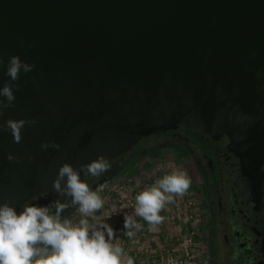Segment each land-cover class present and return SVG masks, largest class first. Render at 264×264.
<instances>
[{
  "label": "water",
  "instance_id": "95a60500",
  "mask_svg": "<svg viewBox=\"0 0 264 264\" xmlns=\"http://www.w3.org/2000/svg\"><path fill=\"white\" fill-rule=\"evenodd\" d=\"M13 55L35 67L0 125L38 122L18 144L0 129V206L65 199L53 189L64 163L83 181L81 165L184 127L229 138L264 210V0H0V88Z\"/></svg>",
  "mask_w": 264,
  "mask_h": 264
},
{
  "label": "clouds",
  "instance_id": "9594fccd",
  "mask_svg": "<svg viewBox=\"0 0 264 264\" xmlns=\"http://www.w3.org/2000/svg\"><path fill=\"white\" fill-rule=\"evenodd\" d=\"M252 55L254 57L255 52ZM2 65L3 60L0 59V66ZM34 67V64L22 61L17 55L9 58L6 74L10 80L0 88V97L6 98L0 99V116L5 109L14 106L16 96L13 89L18 91L20 88L14 82L19 80L21 70L28 73ZM37 122L36 119H8L6 124L0 125V129L10 131L14 142L18 144L22 140V129ZM242 139V136L236 137L237 142ZM41 147L60 149L61 146L54 142H44ZM248 147L250 145H245L241 151ZM7 159L15 161L17 157L9 153ZM109 168L108 159L100 156L86 165H81L80 170L99 176ZM261 170L264 171V168ZM191 183L185 171L175 170L137 194L134 216L124 217V234L132 239L136 231L143 228L136 217L148 224L149 231H156L164 220L160 213L165 206L175 196L185 195ZM53 189L60 196L70 198L71 205L77 206L84 218L77 225H73L67 218L62 219V213L69 205L60 203L59 200L52 206L54 213L47 206L32 205L18 214L14 207L3 204L0 206V264H134L132 257L124 259L123 247L114 243L115 231L110 225L104 221L89 225L87 217L100 211L104 200L81 180L80 171L71 164L64 163L53 181Z\"/></svg>",
  "mask_w": 264,
  "mask_h": 264
},
{
  "label": "flooded vegetation",
  "instance_id": "af4514ba",
  "mask_svg": "<svg viewBox=\"0 0 264 264\" xmlns=\"http://www.w3.org/2000/svg\"><path fill=\"white\" fill-rule=\"evenodd\" d=\"M150 137L159 148L189 159L194 168L204 221L206 264H264V210L245 197L238 173L240 160L228 150L229 138H214L184 127ZM129 152L111 160L109 170L99 176L84 173L83 182L93 191L110 182L123 167L120 158ZM57 200L69 205L62 219L78 211L70 198L43 194L25 203L18 214L32 205L47 206L54 213L52 206Z\"/></svg>",
  "mask_w": 264,
  "mask_h": 264
},
{
  "label": "rangeland",
  "instance_id": "374dc122",
  "mask_svg": "<svg viewBox=\"0 0 264 264\" xmlns=\"http://www.w3.org/2000/svg\"><path fill=\"white\" fill-rule=\"evenodd\" d=\"M143 141L120 158L119 163L123 167L118 175L96 190L104 200V206L87 217L89 225L104 221L111 226L112 200L120 192L131 198V194L135 195L137 191L149 188L164 175L175 170L185 171L192 181L191 187L185 195L175 196L160 213L166 219L156 231L149 233L148 239L153 252L147 256L144 264H206L203 213L195 181L197 177L190 160L159 148L148 137ZM82 218L84 217L79 211L67 217L73 225H77ZM144 224L149 228L145 221Z\"/></svg>",
  "mask_w": 264,
  "mask_h": 264
},
{
  "label": "built area",
  "instance_id": "2783aa9c",
  "mask_svg": "<svg viewBox=\"0 0 264 264\" xmlns=\"http://www.w3.org/2000/svg\"><path fill=\"white\" fill-rule=\"evenodd\" d=\"M145 190V189H144ZM143 190H139L135 195L131 194L128 198L127 195L117 194L116 198L113 201V207L111 209V227L115 231L116 240L114 243L119 244L124 249V259L132 257L134 264H144L147 256L152 254V244L149 242V233L148 227L145 226L144 221L136 217L138 223L143 225L141 230L136 231L134 238L129 239L124 232V217L125 215L134 216L135 208V197ZM111 201V199H109ZM164 220L166 219L165 216ZM144 256V257H143ZM157 262V261H156Z\"/></svg>",
  "mask_w": 264,
  "mask_h": 264
},
{
  "label": "trees",
  "instance_id": "16d2710c",
  "mask_svg": "<svg viewBox=\"0 0 264 264\" xmlns=\"http://www.w3.org/2000/svg\"><path fill=\"white\" fill-rule=\"evenodd\" d=\"M148 139H150V141L153 142L155 138L150 137V138H148ZM142 142H144V141H142Z\"/></svg>",
  "mask_w": 264,
  "mask_h": 264
}]
</instances>
